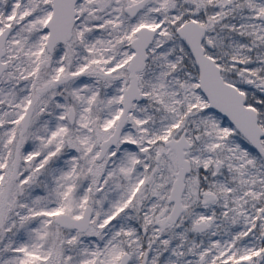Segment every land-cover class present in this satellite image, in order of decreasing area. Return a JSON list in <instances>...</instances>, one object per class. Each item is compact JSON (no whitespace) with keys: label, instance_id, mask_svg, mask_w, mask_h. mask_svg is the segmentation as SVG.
I'll use <instances>...</instances> for the list:
<instances>
[{"label":"snow or ice","instance_id":"snow-or-ice-1","mask_svg":"<svg viewBox=\"0 0 264 264\" xmlns=\"http://www.w3.org/2000/svg\"><path fill=\"white\" fill-rule=\"evenodd\" d=\"M0 264H264V0H0Z\"/></svg>","mask_w":264,"mask_h":264}]
</instances>
